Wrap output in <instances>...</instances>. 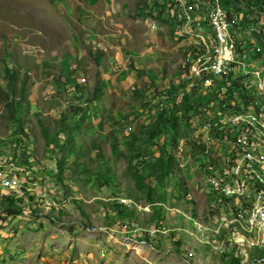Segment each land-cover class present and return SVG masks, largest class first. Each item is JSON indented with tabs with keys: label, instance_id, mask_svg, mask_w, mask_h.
I'll list each match as a JSON object with an SVG mask.
<instances>
[{
	"label": "rangeland",
	"instance_id": "rangeland-1",
	"mask_svg": "<svg viewBox=\"0 0 264 264\" xmlns=\"http://www.w3.org/2000/svg\"><path fill=\"white\" fill-rule=\"evenodd\" d=\"M156 1L0 0V85H6V65L13 64L22 77L28 74L32 82L41 84L37 106L43 114L60 119L63 112L72 115L67 102L79 95L73 80L63 91L65 100H61L57 79L62 63L70 60L73 64L80 59L89 81L101 74L113 85L103 89L101 100L85 105L89 124L101 133L106 151L111 155V137L115 136L121 144L118 154L126 151L127 142L135 140L136 147L151 155L152 161L163 156L164 147L174 148L178 164L168 185L159 187L151 180L156 189L152 199L158 202L166 195L164 203L154 205L147 203L145 194L136 200L128 188H87L78 186V180L73 178L63 186L55 181L54 154L49 152L40 128H35L34 148L29 150L28 140L23 145L32 156L29 163L33 170L25 167L24 173H15L24 188L25 182L35 181L30 186L35 201L22 215H11L0 208V264H227L221 250L210 244L211 231L206 230L211 225V162L201 166L185 140L179 141L177 147L165 139L156 146L146 141L148 127L156 121L162 102L189 91L182 88L187 63L181 42L162 20L149 17ZM235 33L244 49L251 47L244 62L264 68V53L257 56L254 50L263 52L264 45L254 35V29L240 27ZM91 51L100 56L99 61ZM47 60L53 65L50 70L43 67ZM119 72L126 78L124 83H114V75ZM260 96L264 105V95ZM35 97H39L37 93ZM3 110L0 102V142L6 139L10 146L12 131L2 117ZM187 122L182 128L185 134ZM14 149L7 144L1 148L0 172L14 169L12 158L5 154L12 155ZM122 159L121 169L127 165ZM134 165L142 171V165ZM180 183L186 185L189 197L177 202ZM119 205H125L135 217L127 210L121 214ZM41 210L51 212L55 221L48 212L36 213ZM133 225L140 228L138 232L123 233L124 227Z\"/></svg>",
	"mask_w": 264,
	"mask_h": 264
},
{
	"label": "trees",
	"instance_id": "trees-1",
	"mask_svg": "<svg viewBox=\"0 0 264 264\" xmlns=\"http://www.w3.org/2000/svg\"><path fill=\"white\" fill-rule=\"evenodd\" d=\"M222 2L233 22V32L240 27L245 29L253 28L254 35L264 45V0H223ZM150 11L149 17L154 18L158 22L162 20V23L172 29V33L175 36L174 28L177 26V11L174 8H169L168 0H157ZM243 12L246 13L241 19ZM238 44L240 53L248 56L251 52V47L244 49L245 46L242 42ZM254 50L257 56H261L264 53L262 50L259 51L258 48L255 49V47ZM91 52L92 56L99 61L100 56L93 53V51ZM48 65V68L53 67L52 63ZM82 65L83 62L80 59H76L75 63L67 62L66 66L61 69L57 85L59 86L58 93L61 95L62 101L65 100L64 89H66L70 81H78L80 79H83V81L76 84L79 97L77 96L72 101L67 102L71 107L72 115L63 112L60 119H52L45 116L43 109L37 106L39 100L35 97V93L39 96L38 84L32 82L28 74L22 77V72L13 64L6 65L3 72V82H6V85H0V102L4 106L2 117L7 119V128L12 131V135L10 137V146L7 143L8 140L5 139L0 142V150L6 144L10 148H15L12 152L13 156H9L10 153L5 154L7 157L12 158L11 162L15 166V173H24V171L19 172V169L24 170L25 167H31L29 162L32 158L31 154L25 151L24 142L26 140L30 141L31 144H29L30 147L28 148L29 150L33 149V144L36 141L32 133L35 128H40L47 148L51 149L49 152L54 154L53 161L57 169L56 182L66 186L68 182L70 183V178H73L75 181L78 180V186L83 184L87 188L95 186L99 189L116 188L119 191H125L128 188L132 191V195L136 200H139L145 194L149 205L164 203L166 195H162L158 202L152 199L156 189L152 185L151 180H155L159 187H163L168 185L170 180L174 178L178 170L177 160L173 152L174 148L164 147L163 156L157 157L152 161L151 155L136 147L135 140L127 142L126 151L118 154L121 144L115 136H112V152L110 155L104 148V141L100 140L101 133L90 127L89 113L85 106L101 100L105 77L100 74L97 79L89 81L85 77L86 71L82 68ZM185 69H187V72L184 74L182 88L187 89L189 67L185 66ZM213 79L214 87L204 88L202 85H198L187 93L183 91L181 95L176 93L171 97H167V100L162 102L163 106L155 115L156 121L148 127L146 141L156 146L158 141L165 139L177 147L179 141L185 140L196 154L198 163L199 160L201 161V166L211 162L208 170L215 167L218 161L207 152L206 147L202 143H199V136L194 137L198 128L194 126L193 121L199 118L198 121H200L201 125H205L209 122L207 118L209 111L217 112L219 109L226 111L224 106L230 104L232 99L236 102L235 108L241 110L237 100L243 101L248 106L250 98L254 99L256 93L252 89H246L243 80L232 75ZM223 87H226L225 94L221 92ZM33 104L36 105L33 106ZM97 108L96 110H98ZM110 118L117 124L114 116H110ZM54 121L57 122L56 127L54 126ZM185 121H188L186 123L188 134H185L182 130ZM222 132H213V135L224 136ZM121 157L127 161L126 167L122 169L120 168V160H123ZM134 162L142 165V171L137 170ZM31 170H33L32 167ZM141 172L145 173L146 177L143 174L140 175ZM32 184H35V181L25 182L23 197L16 196L10 190H2L0 208L6 209L11 215L27 213L28 205L35 201L34 190L30 187ZM185 186L182 183L178 184L177 202L181 201L182 198L187 199L189 197V190ZM81 188L79 187L80 190ZM28 195L32 197L27 198ZM210 195L212 196L211 193ZM132 199H128V201H132ZM117 209H119L121 214H124V210H127V213L135 217L134 212L129 211L125 205H119ZM42 210L36 211V213L46 215V212H48L51 220L55 221V217L51 212ZM82 212L87 215L86 211L83 210ZM191 221L193 220L191 219ZM220 254L226 258V260H223L227 264H242V258L235 251H231V253L220 252Z\"/></svg>",
	"mask_w": 264,
	"mask_h": 264
},
{
	"label": "built area",
	"instance_id": "built-area-1",
	"mask_svg": "<svg viewBox=\"0 0 264 264\" xmlns=\"http://www.w3.org/2000/svg\"><path fill=\"white\" fill-rule=\"evenodd\" d=\"M222 1L168 0V4L177 11L174 30L189 67L187 89L214 87L213 78L232 75L256 93L248 106L237 100L241 110L232 99L224 106L226 111H209L205 125L199 118L193 122L198 128L194 137L199 136V143L218 161L208 171L212 196L211 225L206 230L211 231L210 244L222 253L235 251L242 264H264V105L260 96L264 95V68L244 62L247 55L239 51L233 22ZM221 92L225 94L226 87ZM218 131L224 136L213 135ZM15 172H0V188L23 197V185ZM139 229L127 226L123 233Z\"/></svg>",
	"mask_w": 264,
	"mask_h": 264
},
{
	"label": "crops",
	"instance_id": "crops-1",
	"mask_svg": "<svg viewBox=\"0 0 264 264\" xmlns=\"http://www.w3.org/2000/svg\"><path fill=\"white\" fill-rule=\"evenodd\" d=\"M67 62H70L69 60H66L65 62H63L62 63V66L63 67H65L66 66V64H67ZM49 63H51L49 60H47V61H45V63H43V67L46 69V70H50V69H52L53 67H51V68H48V64ZM104 73H105V71H104ZM106 75V74H105ZM114 77H115V81H114V83H118V82H120V83H124L125 81H126V78L124 77V75L122 74V73H115V75H114ZM73 81V80H72ZM107 82V85H105L104 86V88L103 89H105V88H107L108 86H109V88L110 87H112L113 85H111L110 84V82H111V79L109 80L108 78H105V80H104V83H106ZM37 84H38V92H39V97H38V100L40 99V96H41V84L39 83V82H36ZM113 83V84H114ZM75 84H77L76 83V81H75ZM69 86V85H68ZM67 86V87H68ZM107 86V87H106ZM37 103V102H36ZM36 104H33V106H35ZM39 105V104H38ZM97 108V107H96ZM98 109V108H97ZM91 128H92V126H90Z\"/></svg>",
	"mask_w": 264,
	"mask_h": 264
}]
</instances>
